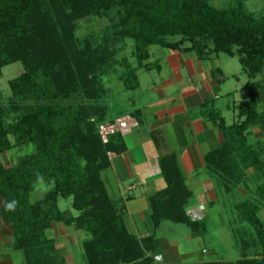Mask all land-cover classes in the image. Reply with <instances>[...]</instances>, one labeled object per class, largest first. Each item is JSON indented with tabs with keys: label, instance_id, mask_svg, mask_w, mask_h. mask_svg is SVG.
<instances>
[{
	"label": "trees",
	"instance_id": "1",
	"mask_svg": "<svg viewBox=\"0 0 264 264\" xmlns=\"http://www.w3.org/2000/svg\"><path fill=\"white\" fill-rule=\"evenodd\" d=\"M214 1L0 0V70L17 62L23 68L8 81L13 104L0 106V154L12 148L9 136L16 146H34L17 165L0 164V232L9 236V247L22 253L25 264H61L55 240L46 235L56 223L85 233L83 264H153L150 252L163 222L183 224L195 233L204 229L184 210L191 193L171 155L159 159L165 187L148 199L150 234L137 238L128 232L123 207L108 197L100 172L109 167L108 155L120 153L124 143L118 133L102 139L98 132L106 116L99 103L106 94L99 75L112 56L107 47L81 43L73 31L75 20L91 14L114 15L104 40L133 41L137 65L126 64L119 76L125 90L138 87V69L150 68L151 46L192 54L199 61L218 54L238 58L250 80L247 99L236 107L231 124L210 113L222 141L204 160L217 178L232 185L244 184L248 169L261 180L253 199L233 205L256 241L241 240L242 258L236 262L190 264H264V226L257 216L264 205L263 149L249 137L252 126L264 128V79L254 81L264 69V0L258 15L246 9L248 0H229L224 7H215ZM38 183L50 187L30 201ZM59 199H71L77 216L60 210ZM13 201L14 209H7ZM238 236L234 232L235 240ZM252 247L256 258L247 253Z\"/></svg>",
	"mask_w": 264,
	"mask_h": 264
},
{
	"label": "crops",
	"instance_id": "2",
	"mask_svg": "<svg viewBox=\"0 0 264 264\" xmlns=\"http://www.w3.org/2000/svg\"><path fill=\"white\" fill-rule=\"evenodd\" d=\"M164 51L154 67L157 79L151 80L144 92L138 89V82V94L130 97L131 109L116 112L101 128L104 137L118 133L124 143L120 153L108 155L109 167L100 176L108 197L123 207L126 229L137 238L152 232L148 199L165 187L159 159L174 157L184 185L191 193L184 205L190 219L202 216L204 206L217 197L216 174L206 166L204 157L222 141L221 133L209 117L214 112L224 120L217 105L222 70L211 65V59L199 61L192 54ZM236 107L232 105L233 110ZM257 127L252 126L249 132ZM105 170L110 174L105 179H112L107 183L102 178ZM257 216L264 226V205ZM69 227L56 223L48 231L57 234ZM160 227L155 231V240ZM67 233L70 231H64L63 235ZM0 236L9 238L1 232ZM9 250L2 251L0 246V264H15V255L10 252L20 251ZM22 258L19 262L25 264L23 255Z\"/></svg>",
	"mask_w": 264,
	"mask_h": 264
},
{
	"label": "rangeland",
	"instance_id": "3",
	"mask_svg": "<svg viewBox=\"0 0 264 264\" xmlns=\"http://www.w3.org/2000/svg\"><path fill=\"white\" fill-rule=\"evenodd\" d=\"M227 3H229V0H218L214 1L213 5L215 7H224ZM262 5V0H248L245 3L246 9L256 15L261 13ZM113 17V14L110 19L109 17L91 14L82 16L73 22L74 36L78 41L82 43L84 40H90L92 46L97 49L98 47H107L112 56L103 73L99 75V80L106 92L104 99L99 102L106 107V116L102 122L98 123V132L102 139L104 138L103 131L101 130L103 123L113 119L116 112L131 109L130 97L136 96L139 92L137 90L138 87L132 91L125 90L119 81V76L125 71L126 64L133 68L137 65L133 55V41L120 38L114 39L112 42L104 40L106 37H109L106 35L107 32L110 33ZM176 39L172 38L170 40ZM164 53L165 51L161 47H149L147 63L150 68L147 70L143 68L137 70L139 90L143 91L151 80L157 79L156 68L154 67H156V62L162 59ZM175 53L182 54L180 52ZM211 65L217 66L222 70L223 81L218 89L217 105L226 124H231L236 120L237 113L236 108L235 110L232 109V105L238 106L240 102L247 99L245 85L250 80L242 71L237 57L218 54L216 57H211ZM22 73V65L18 62L3 67L0 70L1 107L7 109L13 104L8 88V81ZM262 79H264V69L256 75L254 81H261ZM227 92L228 95H225ZM10 115L12 114L10 113ZM7 121L10 122V118ZM249 137L250 141L261 143L263 149L261 158L264 160V128L257 127L254 132L250 133ZM8 140L12 148L0 154V164L5 167L17 165L26 155L34 151L32 144L16 146L14 137L9 136ZM102 174L103 181H106V183L112 181L111 178L110 180L108 179L109 181L105 179V177L110 176L108 170H105ZM246 175L248 177H246L244 184L239 185H232L216 176L217 197L214 201L204 206L202 216L195 218L204 224L202 231L195 233L183 224L164 222L156 233L155 249L153 253H150V256L153 258V264H190L208 261L236 262L240 260L242 258V241L246 240L248 243L254 245L256 238L253 230L241 222L236 215L233 205L246 199H253L255 197L254 189L261 181L256 173L255 175L253 174L251 169L246 170ZM49 187L45 183L36 184L35 190L30 194V201L40 198ZM70 203L71 199H59L58 206L60 210H67L70 212V216L75 217L78 213L72 210ZM1 225L0 222V227ZM63 229L64 231H70V233H67L66 236L63 235V230H59L57 234L49 232L50 230L46 233L49 238L57 239L58 241L54 242L57 243V255L61 258V264H83L80 242L84 239L85 233L76 230L73 226ZM234 232H237L239 235L236 240ZM9 242L10 239L8 237L3 238V236H0L2 251L10 249ZM247 253L251 258L257 257L253 247ZM10 254L15 255V264H20L23 261L20 252H10Z\"/></svg>",
	"mask_w": 264,
	"mask_h": 264
},
{
	"label": "clouds",
	"instance_id": "4",
	"mask_svg": "<svg viewBox=\"0 0 264 264\" xmlns=\"http://www.w3.org/2000/svg\"><path fill=\"white\" fill-rule=\"evenodd\" d=\"M14 207H15V202L14 201L6 204V208L9 209V210L14 209Z\"/></svg>",
	"mask_w": 264,
	"mask_h": 264
}]
</instances>
